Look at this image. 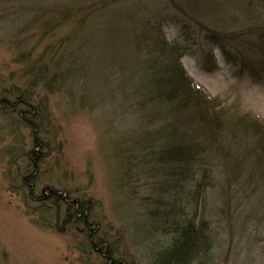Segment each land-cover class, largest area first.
I'll return each mask as SVG.
<instances>
[{
    "label": "rangeland",
    "instance_id": "374dc122",
    "mask_svg": "<svg viewBox=\"0 0 264 264\" xmlns=\"http://www.w3.org/2000/svg\"><path fill=\"white\" fill-rule=\"evenodd\" d=\"M8 1L12 2L0 3V264H156L154 253H160L169 242L170 235L162 228L167 223L162 220L170 213L182 224L192 220L204 226L211 235L209 251L200 264H264V164L263 180L256 173L248 179L249 173L245 175L238 166L217 167L212 156L204 163L192 164L187 174L183 169L184 178L165 181L164 173L173 170L145 160L160 146H143L140 138L144 128L152 130L164 116H139L131 90L126 92L125 100L130 99L125 104L122 96L100 95V82L90 81L99 69L101 76L108 72L99 62L104 49L99 23L91 22L94 29L87 34L88 43L78 40L75 45L67 33L70 23L61 24L59 31L49 30L31 15V23L22 28L23 18L16 17L19 6L15 0ZM105 1L96 2L92 8L99 10ZM217 3L222 7L217 5L218 12H224L217 14L220 24L231 22L225 14L229 12L236 15L235 19H245L246 14L234 12L235 7L226 6L229 11H225L223 1ZM140 9L143 22L166 20L163 30L169 40H177L180 27H187L190 48L180 59L183 68L196 85L221 101V110L227 113L224 116L236 108L252 115L251 124H245L250 137L247 143L256 142L257 150L264 154V81L256 82L240 65L225 61L219 48L204 39L198 18L192 14L191 20L177 14L167 0H141ZM44 29L48 31L43 33ZM13 31L17 32L16 39L9 38ZM25 38H29L26 48L31 50L28 58L25 55L21 60L18 55L25 42L19 47L13 42ZM50 43L62 47L59 51L54 48L55 60L69 59L64 54L69 46L71 50L80 46L71 60L81 59L84 64L87 58L91 60L87 73L79 68L71 84H65L66 90H48L32 72L26 73L28 64L39 59ZM210 51L216 59L214 66L205 56ZM84 79L86 90H93L91 100L82 88ZM30 84L40 115L30 116L37 125L35 131L18 115V109L26 107L16 104ZM2 98L16 108L6 107ZM147 117L150 124L145 123ZM34 138L46 149L34 146ZM32 150L45 156L35 182L28 186L22 177L33 170L28 158ZM50 193L76 203L89 200L87 222L91 229L81 222L62 223L63 206L58 210V220L50 203L39 207L36 199ZM109 248L112 256L107 258Z\"/></svg>",
    "mask_w": 264,
    "mask_h": 264
},
{
    "label": "trees",
    "instance_id": "16d2710c",
    "mask_svg": "<svg viewBox=\"0 0 264 264\" xmlns=\"http://www.w3.org/2000/svg\"><path fill=\"white\" fill-rule=\"evenodd\" d=\"M15 1L20 8L16 17L23 18L20 25L22 28H26L28 22L32 21L31 15H36L38 17L36 20L40 19L41 26L49 30L57 28L59 31L61 24L70 23L71 29L67 33L69 39L75 41V45L78 40H83L85 43L87 40L88 43L87 34H91L94 29L92 24L99 23L96 25L100 28L104 44L103 60L99 62L102 69L108 72L106 76H101L99 69L97 72L100 75L97 74V77L90 81L100 82L102 87L99 91L100 95L122 96V103L125 104L126 102L129 104L130 99L125 100L126 92L128 94L132 91L131 101L133 107H136L135 110L140 112L139 116H164L157 127L152 130L144 128L145 132L141 133L140 138H143L141 141L143 146L149 147L152 143L160 146L159 151H153L145 160L162 164L163 169L173 170L164 173L165 181H174V177L181 176L183 169L187 174L192 164L204 163L212 156L213 160L217 161V167L222 165L224 168L231 166L232 169L240 167L245 175L249 173L248 179L256 173L263 180L261 173L264 154L261 149L257 150L254 145L256 142H251L250 145L247 143L250 137L246 133L245 124L248 126L251 124L252 115L236 108L237 111L234 110L224 116L227 113L222 112L221 101L215 96H209L202 87L196 85L183 68L180 59L189 51V35H191L186 26L180 27L181 32L177 40L167 39L163 30L166 20L164 22L158 19L152 21L145 19L144 22L141 20L139 17L142 11L141 0H106L102 2L103 6L99 10L92 7L101 0H36L29 3ZM167 1L177 14L189 17L190 20L191 14L198 18L196 23L201 28L204 39L219 48L225 61L240 65L242 70L256 82L264 81V0H225V2L220 0L225 5V11L226 6L228 9L235 7L236 14L238 11L244 17L246 14L245 19L240 21L235 19L236 15L231 12L225 13L231 20L227 26L220 24V20L217 19V14L224 15L223 11L218 12L217 5L221 7V4H218L217 0L212 2L211 0H177L178 3L174 0ZM11 2L0 0V3L7 5ZM91 25L93 28L89 27ZM47 31L44 29L43 33ZM16 33V31L10 33L9 38L16 39ZM28 40L29 38H25L23 41L13 42L14 47H19L25 42V48L18 55L21 60L25 55L28 58L31 50L26 48ZM52 45L53 43L48 44L41 52L40 58L28 64L26 73L32 72L48 90L54 87L65 89V84H71L79 68H83L87 73L91 60L88 61L87 58L86 64L79 58V61L71 60L75 54L73 51H79L80 46H73L72 50L71 46L65 48L64 54L65 56L67 54L69 59L55 60L54 48L59 51L62 47L57 48L58 44L55 47ZM44 56L46 57L43 58ZM205 56L214 66L216 59L212 51ZM60 68L62 70L57 71ZM111 77L115 80H110ZM97 78H101L100 81ZM85 81L86 79L81 85L86 97H90L91 100L93 90L89 87L86 90ZM126 81H130L129 89L126 87ZM32 88L31 84L27 85L16 104L26 107L18 109V115L26 126L35 131L37 125L30 116L40 115L38 108H35L36 100ZM1 100L8 108L15 107L7 99ZM82 100L86 101L83 98ZM161 105L164 107L163 110ZM229 121H233V124ZM149 122L147 117L145 123ZM258 124L262 125L261 122ZM34 146L46 149V146L36 138H34ZM44 156L40 152L29 151L28 158L33 170L22 177L24 185L30 186L29 183L35 182L37 170L44 161ZM36 201L40 204L39 207H45V204L50 203L58 214L57 220L60 218L58 210L63 206L62 223L81 222L88 230L91 229L92 224L87 222L89 200L76 203L57 193H50L49 196L40 197ZM171 214H168L166 220H162L163 224L167 223L162 226L163 232L169 233L170 238L167 246L160 249V253H154L156 264H200L209 251L211 235L204 226H197L192 220L182 224ZM90 243L93 245L92 238ZM111 251L109 248L105 252L107 258L112 256ZM112 264L120 263L115 261Z\"/></svg>",
    "mask_w": 264,
    "mask_h": 264
}]
</instances>
